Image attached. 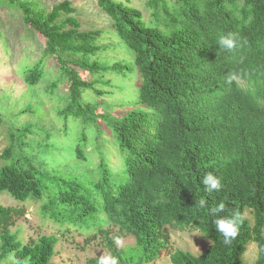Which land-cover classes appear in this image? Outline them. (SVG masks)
Listing matches in <instances>:
<instances>
[{"label":"trees","instance_id":"obj_1","mask_svg":"<svg viewBox=\"0 0 264 264\" xmlns=\"http://www.w3.org/2000/svg\"><path fill=\"white\" fill-rule=\"evenodd\" d=\"M7 1L44 40L36 56L20 52L22 79L30 88L47 84L46 99L35 95L0 117L9 140L0 194L23 204H0V264H52L56 235L25 242L12 229L28 203L60 231L102 233L120 264L154 263L167 252L169 264H244L252 241V264H264V0H146L149 19L128 1L96 0L109 25L93 30H81L69 0L50 10L40 0ZM229 33L246 43L221 49ZM108 49L116 55L101 58ZM208 172L221 178L219 192L204 191ZM221 202L219 215L242 218L231 245L209 215ZM106 224L118 232L104 233ZM169 228L199 231L211 243L199 255L170 252ZM126 235L134 245L117 246Z\"/></svg>","mask_w":264,"mask_h":264},{"label":"rangeland","instance_id":"obj_2","mask_svg":"<svg viewBox=\"0 0 264 264\" xmlns=\"http://www.w3.org/2000/svg\"><path fill=\"white\" fill-rule=\"evenodd\" d=\"M62 0H40V5L46 7L48 10L51 9L53 5L59 3ZM72 3V7L76 9L73 14L80 23L81 30H93V29H103L109 25L107 16L99 9L96 4V0H69ZM123 2H129V4L134 5L141 9L146 19H149V12L146 7V0H121ZM174 1V0H172ZM8 42V43H7ZM6 45H5V44ZM25 47H28L32 51L42 50L44 48V40L35 31H28L26 25L22 22L21 14L10 7L7 0H0V117L6 120L7 115H9L10 109L16 103L34 102V96L36 98H45V86L47 82L43 81L34 87H28L27 84L22 79V74L19 71L20 66V52ZM127 51V49H125ZM8 52V53H7ZM39 51L34 52L35 56ZM113 50H102L99 52V56L104 58L106 56L114 57L116 54ZM129 53V52H128ZM132 57L131 53H129ZM29 55V54H28ZM117 55L121 53L117 52ZM78 73L84 79H91V74L83 69H78ZM135 76L129 81L133 82ZM129 86H134V84H129L125 92H133L137 90L136 86L129 91ZM67 87L64 86V89ZM104 89H110L109 87H104ZM116 95L119 92L116 91ZM93 96L91 91L85 95V99L89 100ZM109 97H111L109 95ZM118 98V96H115ZM124 97H129L125 96ZM46 99V98H45ZM12 105V106H10ZM51 102H44V109L49 112ZM125 109H119V111H124ZM117 113V110L115 111ZM49 115V113H48ZM52 116L50 114L48 117ZM6 124L2 122L0 124V154L9 145V140L6 132ZM115 160V157L112 156ZM0 204L3 205H23L18 203L14 198L6 193L0 194ZM25 215L16 221L15 227H19L20 234L25 242L30 239H36L42 234H54L58 237V242L56 244V253L52 259V264H92L90 260H97L100 255L108 254L109 251L103 243V234L97 231H93L92 234L95 237L91 238V234L81 231L79 232L75 228L71 231L65 229L59 230L58 226L52 224L49 221H43L38 212V203H28L25 204ZM105 217V216H104ZM244 217L252 224L253 215L249 208L245 209ZM106 218V217H105ZM103 231L108 232L110 235H115L118 232V227L112 225H104ZM171 249L170 252L174 250L181 249L189 251L195 255L201 254L211 243V241L203 235L201 232L196 230H179L174 228H169ZM87 239H89L87 241ZM116 245L121 248H127L133 246L135 239L131 235H126L123 238H116ZM257 257V245L255 242H250L244 255L242 256V261L244 264H252ZM170 258L168 252L163 254L158 260L150 264H169Z\"/></svg>","mask_w":264,"mask_h":264},{"label":"clouds","instance_id":"obj_3","mask_svg":"<svg viewBox=\"0 0 264 264\" xmlns=\"http://www.w3.org/2000/svg\"><path fill=\"white\" fill-rule=\"evenodd\" d=\"M243 43H246V41H243L236 33L222 35L218 40L219 47L229 52L239 48ZM202 184L204 186V191L208 193L213 191L219 192L223 187L221 178L212 172H208L204 175ZM198 207L201 209L206 208L207 201L201 198L198 201ZM225 208V203L221 202L209 209V215L215 217L213 225L216 232L223 237V244L231 245L239 234L242 218L238 213H234L231 216L219 215L225 211ZM96 264H120V259L117 255L109 252L108 254L100 255L99 258H97Z\"/></svg>","mask_w":264,"mask_h":264}]
</instances>
